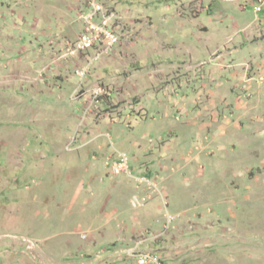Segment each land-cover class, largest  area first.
<instances>
[{"label": "rangeland", "instance_id": "374dc122", "mask_svg": "<svg viewBox=\"0 0 264 264\" xmlns=\"http://www.w3.org/2000/svg\"><path fill=\"white\" fill-rule=\"evenodd\" d=\"M99 1L0 0V264H264V4Z\"/></svg>", "mask_w": 264, "mask_h": 264}, {"label": "built area", "instance_id": "2783aa9c", "mask_svg": "<svg viewBox=\"0 0 264 264\" xmlns=\"http://www.w3.org/2000/svg\"><path fill=\"white\" fill-rule=\"evenodd\" d=\"M260 4H264V0H260ZM112 15L103 14L100 10V1L91 0L90 9L86 15L82 17L84 30L78 39L73 43V53L81 55L90 53L93 60H98L118 44L120 37L113 27ZM112 23V24H111ZM95 49H102V56H95ZM107 94V88L94 93V96ZM112 172L118 176L133 177V169L129 156L124 152H118L116 156L109 161ZM172 217L168 220L170 225L173 222ZM147 239L138 241L132 249L128 251L131 258H134L137 264H166L163 257L151 250L139 251L138 243L146 242Z\"/></svg>", "mask_w": 264, "mask_h": 264}, {"label": "bare ground", "instance_id": "6f19581e", "mask_svg": "<svg viewBox=\"0 0 264 264\" xmlns=\"http://www.w3.org/2000/svg\"><path fill=\"white\" fill-rule=\"evenodd\" d=\"M102 7H103V6L100 5V10H102ZM96 51L100 53V52H102V49H95V52H96ZM100 55H102V54H100ZM98 56H99V55H98ZM99 90H101V89H98V91H99Z\"/></svg>", "mask_w": 264, "mask_h": 264}, {"label": "crops", "instance_id": "0c3cea01", "mask_svg": "<svg viewBox=\"0 0 264 264\" xmlns=\"http://www.w3.org/2000/svg\"><path fill=\"white\" fill-rule=\"evenodd\" d=\"M90 9V7L88 8V10ZM83 30H84V25H83ZM83 30H82V32H83ZM82 32L80 33V35L82 34Z\"/></svg>", "mask_w": 264, "mask_h": 264}]
</instances>
